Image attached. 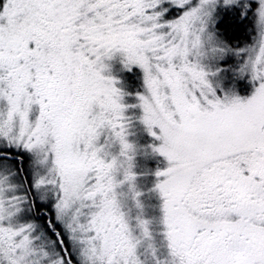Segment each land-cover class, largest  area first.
Masks as SVG:
<instances>
[{
    "label": "snow or ice",
    "instance_id": "obj_1",
    "mask_svg": "<svg viewBox=\"0 0 264 264\" xmlns=\"http://www.w3.org/2000/svg\"><path fill=\"white\" fill-rule=\"evenodd\" d=\"M0 264H264V0H0Z\"/></svg>",
    "mask_w": 264,
    "mask_h": 264
},
{
    "label": "rangeland",
    "instance_id": "obj_2",
    "mask_svg": "<svg viewBox=\"0 0 264 264\" xmlns=\"http://www.w3.org/2000/svg\"><path fill=\"white\" fill-rule=\"evenodd\" d=\"M138 139H139V141L141 143H145L146 144V143H148L151 140V137H149L146 133H144L143 131H141L138 134ZM25 162H26L25 163V169H27L28 168V161H25ZM139 164L141 166L152 167V166H154L155 161L154 160H145V159L141 158L140 161H139ZM152 179L153 178L150 177V176L149 177H141L140 178V183H141V185H145V184L150 183L152 181ZM153 200H154V198H153ZM149 211H151V210H149Z\"/></svg>",
    "mask_w": 264,
    "mask_h": 264
},
{
    "label": "trees",
    "instance_id": "obj_3",
    "mask_svg": "<svg viewBox=\"0 0 264 264\" xmlns=\"http://www.w3.org/2000/svg\"><path fill=\"white\" fill-rule=\"evenodd\" d=\"M239 39H240L241 43H244L245 40H249V42H250V37L248 36L247 33H244V34L240 35ZM132 86L134 87V84ZM25 161H27V159H25ZM24 167H25V164H24Z\"/></svg>",
    "mask_w": 264,
    "mask_h": 264
}]
</instances>
